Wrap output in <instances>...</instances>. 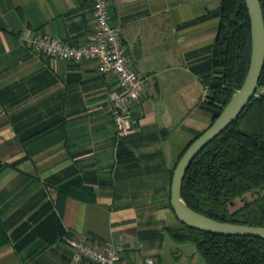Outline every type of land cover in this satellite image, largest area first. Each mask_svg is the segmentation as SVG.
<instances>
[{
    "label": "crops",
    "instance_id": "obj_1",
    "mask_svg": "<svg viewBox=\"0 0 264 264\" xmlns=\"http://www.w3.org/2000/svg\"><path fill=\"white\" fill-rule=\"evenodd\" d=\"M108 3L146 77L135 130L118 139L115 77L25 39L88 41L91 1L0 0V264H85L72 260L80 236L113 246L123 264H205L192 241L172 237L181 224L169 199L181 150L211 123L200 101L220 0Z\"/></svg>",
    "mask_w": 264,
    "mask_h": 264
},
{
    "label": "trees",
    "instance_id": "obj_2",
    "mask_svg": "<svg viewBox=\"0 0 264 264\" xmlns=\"http://www.w3.org/2000/svg\"><path fill=\"white\" fill-rule=\"evenodd\" d=\"M259 2L264 21V0ZM215 14L218 27L204 81L207 93L200 101L211 112V123L242 84L250 56L244 0H220ZM261 87L264 63L257 90ZM181 197L190 208L215 220L264 226V92L254 94L238 117L192 159ZM171 234L177 241H192L205 264H264L263 238L217 235L183 224Z\"/></svg>",
    "mask_w": 264,
    "mask_h": 264
},
{
    "label": "built area",
    "instance_id": "obj_3",
    "mask_svg": "<svg viewBox=\"0 0 264 264\" xmlns=\"http://www.w3.org/2000/svg\"><path fill=\"white\" fill-rule=\"evenodd\" d=\"M94 17L91 38L71 45L54 37L29 33L25 39L37 53L73 62L92 61L101 75H112L117 88L111 92V115L116 139L135 130L137 121L131 114L133 103L141 97L146 77L131 65L125 52L119 29L110 22L108 0H90ZM264 87L255 94L263 93ZM72 260L85 264H123L111 245L97 246L83 236L72 243ZM137 264H157L153 257H145Z\"/></svg>",
    "mask_w": 264,
    "mask_h": 264
},
{
    "label": "water",
    "instance_id": "obj_4",
    "mask_svg": "<svg viewBox=\"0 0 264 264\" xmlns=\"http://www.w3.org/2000/svg\"><path fill=\"white\" fill-rule=\"evenodd\" d=\"M250 24V56L242 84L229 98L212 123L186 147L172 173L169 204L180 224L224 236H252L264 239V226L218 221L190 208L181 197V185L192 159L218 136L254 96L264 63V21L259 0H244Z\"/></svg>",
    "mask_w": 264,
    "mask_h": 264
},
{
    "label": "rangeland",
    "instance_id": "obj_5",
    "mask_svg": "<svg viewBox=\"0 0 264 264\" xmlns=\"http://www.w3.org/2000/svg\"><path fill=\"white\" fill-rule=\"evenodd\" d=\"M259 89H260V88H259ZM198 109H202V108L198 107Z\"/></svg>",
    "mask_w": 264,
    "mask_h": 264
}]
</instances>
